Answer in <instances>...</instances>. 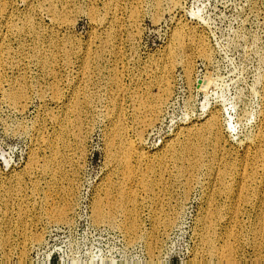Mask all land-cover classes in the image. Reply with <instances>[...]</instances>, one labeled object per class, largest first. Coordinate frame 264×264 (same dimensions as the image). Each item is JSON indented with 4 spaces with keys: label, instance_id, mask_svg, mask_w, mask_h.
I'll return each mask as SVG.
<instances>
[{
    "label": "rangeland",
    "instance_id": "1",
    "mask_svg": "<svg viewBox=\"0 0 264 264\" xmlns=\"http://www.w3.org/2000/svg\"><path fill=\"white\" fill-rule=\"evenodd\" d=\"M174 4L0 0V264H264V0Z\"/></svg>",
    "mask_w": 264,
    "mask_h": 264
},
{
    "label": "bare ground",
    "instance_id": "2",
    "mask_svg": "<svg viewBox=\"0 0 264 264\" xmlns=\"http://www.w3.org/2000/svg\"><path fill=\"white\" fill-rule=\"evenodd\" d=\"M173 1V3H175L176 4V1L177 0H172ZM169 2H170V0H169ZM172 4V3H171ZM174 4V5H175ZM176 6V5H175ZM180 46H181V44H180ZM200 49H201V52H203L204 53V50H205V48L203 47V46H201V47H199ZM199 51V50H198ZM205 55V54H204ZM185 72H186V74L188 75V73L190 72L189 71V68H188V65L186 64L185 65ZM200 86V88L201 87H203L204 85L203 84H200L199 85ZM168 90H169V85H168V82H164L163 84H162V88H161V93H160V95H158L157 97H155V99L153 100V102H149L148 104L146 103V102H143V106H142V108L140 109V114H142L143 115V122H145L146 121V118H147V115H149V116H154L158 111H159V109H160V105L162 104V102H163V100L166 98V96H167V94H168ZM10 98H11V100L13 101V102H15V101H17V99H19L20 98V95L18 94V93H14V94H11L10 95ZM262 112L264 113V101H263V109H262ZM156 117H157V115H156ZM152 119V118H151ZM150 119V120H151ZM217 116H215V115H212V116H210L207 120H206V124H205V132L207 131V132H214V129H215V127H216V123H217ZM64 122V121H63ZM147 122H150V121H147ZM67 123V122H66ZM61 126V125H60ZM203 127V126H202ZM63 129V128H62ZM65 129H66V127H65ZM64 129V130H65ZM200 131H202V130H200ZM215 132H217V131H215ZM214 132V133H215ZM190 133V132H189ZM62 134V133H61ZM195 134V133H194ZM196 135V134H195ZM194 135V136H195ZM198 136L200 135L201 136V138H202V133L201 132H199L198 134H197ZM114 137H113V139H119L120 138V140L119 141H121V143L122 144H124L125 145V147H126V149L128 150H130L131 151V149H132V145H131V143L124 137V134H123V132H122V130L120 129L119 131H117L116 133H115V135H113ZM206 137V136H205ZM259 137V139H261V135L260 136H258ZM200 139V138H199ZM80 140V139H79ZM112 140V139H111ZM113 141V140H112ZM111 143V142H110ZM113 143H114V141H113ZM112 144V143H111ZM108 145H110V144H108ZM113 145L114 144H112V147H113ZM199 145H193V146H185L184 148L186 149V150H188V151H191V149H193V155H194V157H196L195 159L196 160H199V157L198 156H200L201 155V151H200V147H198ZM263 151V150H262ZM261 152V151H260ZM260 152H258L257 154H256V158H254V161L252 162V164L251 165H248V164H246L244 167H243V169H242V171L239 173L238 172V174H239V176L241 177V179H242V185H241V187H240V191L238 192V194H239V199H245L246 197H247V195L249 194V183H248V181L250 180H254L255 178H256V173H257V170H259L258 168H259V162H260V155H261V153ZM139 158L141 159L142 157H143V155H142V153H140L139 152ZM114 156V155H113ZM260 156V157H259ZM116 160H120V159H123V155L122 154H116ZM164 159V158H163ZM161 162H163V160L161 161ZM200 162V161H199ZM163 163H165V162H163ZM229 167V170L230 169H233L230 165L228 166ZM224 170V169H223ZM234 170V169H233ZM129 171V168H128V165H127V162H126V172H128ZM221 172H223V173H221L223 176H225L224 175V173H225V171H221ZM258 174V173H257ZM134 175V174H133ZM143 176H145V174L143 175ZM143 176H142V174H141V178H140V180L143 182ZM251 183V182H250ZM143 184V183H142ZM248 198V197H247ZM246 198V199H247ZM239 202V201H238ZM68 203V202H67ZM66 203V204H67ZM66 206V205H65ZM56 207V208H52L51 207V210L48 212L49 213V215H50V218L51 219H53V220H60V219H63L64 217H65V214H66V209H67V206L66 207ZM69 206V205H68ZM108 206H109V208L110 207H113V208H116V204H112L111 202H108ZM104 206H102L100 203H98L97 205H96V207H95V209H94V218H96L97 220H102L103 218H105V217H108V218H112L113 217V215H114V213H112L111 215L110 214H107V213H105L104 212ZM125 212V211H124ZM209 214V213H208ZM125 215H126V212H125ZM66 218V217H65ZM113 218H115V217H113ZM207 219H209V217L208 218H206V220ZM211 220V219H210ZM209 220V221H210ZM169 221V220H168ZM208 221V222H209ZM170 222V221H169ZM211 224V223H210ZM208 226H209V224H208ZM136 227V226H135ZM134 225H129V226H127V228H126V231L129 233V232H131V234H132V231H134ZM205 236H209V234L208 235H205ZM209 238V237H208ZM207 238V239H208ZM210 240V239H209ZM211 248V247H210ZM216 250V249H215ZM230 253V247L229 246H226V247H224V248H222L221 250H220V252H219V254L221 255V256H224V257H226L228 254Z\"/></svg>",
    "mask_w": 264,
    "mask_h": 264
}]
</instances>
